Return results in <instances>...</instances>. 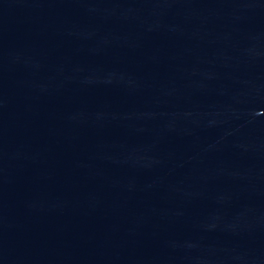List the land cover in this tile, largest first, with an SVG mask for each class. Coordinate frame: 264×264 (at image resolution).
Segmentation results:
<instances>
[{
    "label": "water",
    "instance_id": "95a60500",
    "mask_svg": "<svg viewBox=\"0 0 264 264\" xmlns=\"http://www.w3.org/2000/svg\"><path fill=\"white\" fill-rule=\"evenodd\" d=\"M0 264H264V0H0Z\"/></svg>",
    "mask_w": 264,
    "mask_h": 264
}]
</instances>
